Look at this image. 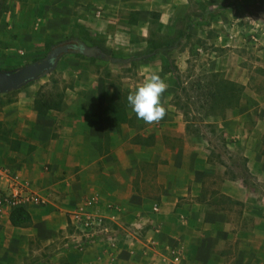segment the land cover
Instances as JSON below:
<instances>
[{"label":"crops","instance_id":"crops-1","mask_svg":"<svg viewBox=\"0 0 264 264\" xmlns=\"http://www.w3.org/2000/svg\"><path fill=\"white\" fill-rule=\"evenodd\" d=\"M233 1L234 15L251 18V31L245 36L236 35L237 31L221 36L212 70L226 72L243 84L250 101L237 109V119L220 126L228 146L242 151L250 172L258 175L259 168L264 174V92H257L252 81L264 67V48L254 53L256 57L234 48L260 47L261 26L255 17L264 14V6L257 0H252L254 6L246 4L251 0ZM188 4L189 0H60V34L69 32L83 40L80 29L109 35L110 25L123 11L136 16L128 19V25L145 23L141 38L134 40L129 34L128 42L142 44V54L148 55L144 61L151 64L160 55L167 59L162 51L151 52L153 17L171 22ZM238 20L231 30L239 28ZM88 46H98L102 54L83 55L85 59L105 58L100 45ZM90 76L101 78L97 72ZM36 80L0 93V188L9 178L18 177L44 199L23 208L29 215L26 224L12 223L14 209L6 207L0 213V263L264 264V200L246 199L234 185L239 179L230 181L232 186H216L226 199H215L208 183L213 171L207 141L188 137L187 125H178L171 133L182 138V146L174 137L162 139L161 133L148 141L155 135L147 131L146 123L133 126L128 104L79 99H89L93 88L102 95L101 85L93 82V86L79 82V88L86 90L83 96L76 87L69 88L70 97H63L59 108L41 114L35 99L43 88L33 87ZM130 90L121 88L117 94L127 95ZM254 110L260 114L255 123L248 121ZM168 118L173 128L176 121ZM161 122L153 126L158 129L156 124ZM144 165L154 170L146 171ZM87 199L94 200L95 212L116 225L120 235L114 245L74 246L78 235L71 212L85 206Z\"/></svg>","mask_w":264,"mask_h":264},{"label":"rangeland","instance_id":"rangeland-1","mask_svg":"<svg viewBox=\"0 0 264 264\" xmlns=\"http://www.w3.org/2000/svg\"><path fill=\"white\" fill-rule=\"evenodd\" d=\"M234 4L233 0H189L186 11L171 22L160 21L159 16L151 18L152 34L150 36L154 42L173 46L169 56L177 67L174 72L168 69V58L165 59L162 55L155 58L151 64L145 63L144 60L148 58V55L142 54L144 51L142 44L128 42L129 34L134 40L141 38L140 27L145 23L138 22L137 26L128 25V19L136 20V16L130 17L122 11L123 13H118L116 23L110 25L109 35L90 34L80 29L79 34L82 35L85 43L100 45L106 53L105 58L88 60L76 52L66 53L59 60L57 67L38 78L33 87L40 85L44 92L52 93L53 100L57 103L62 96L70 97L69 88L76 87L79 89L78 95L83 96L86 90L79 88V82L90 83L91 86H93V82L101 85L102 95H99L100 93L98 94L95 88L89 89L91 96L89 99L79 98L81 101L123 105L128 104L127 96L130 93H133L153 73H156L166 85V90L161 96V106L165 109V115L159 120L162 121L161 124H156V126H160L158 129L153 126L154 122L146 125L147 131H151L155 135V138L149 136L147 140L155 141L156 135L158 138L161 133L162 139L168 140V138L174 137L172 138L174 142L182 146V138L171 135V133L177 130L178 125L179 127L189 125L186 133L188 137L207 141L204 145L209 150V167L213 171L208 177V183L209 187L215 190L216 194H213L215 199H224L220 190L215 188L216 186L223 183L225 186H232L233 182L230 181L239 179L238 184L235 182L234 185L246 199L264 200L263 171L259 168L260 174L258 175L250 172L247 166L248 160L244 158L242 151L233 150L228 146L227 136L220 126L224 122L237 119V109L245 102L250 101L246 96L245 86L242 84L244 90L240 105L225 110L222 114L224 118L221 114L207 117L205 106L208 104H205L206 101L203 97H199L198 93L199 82L205 81L206 73L213 71L214 62L211 60L218 53L219 46H216V43L221 42L219 38L225 36L227 32L228 36L232 33L235 34V31H237L236 35L243 34L245 36L251 31L250 26L253 23L251 18L244 15L238 16L236 13L234 15ZM246 4L254 6L252 0ZM258 10V12L262 11L260 8ZM237 19H239L236 22L239 28L231 30L230 25ZM255 20L258 27L261 26L258 32L261 36L260 47L251 44L249 49L242 45L234 48L243 50L245 53L248 52L250 56H255L254 53H258L264 48V14L255 17ZM59 22L60 0H0V70L11 71L38 61L45 57L54 46L74 39V35L69 32L60 34ZM257 58L260 59V57ZM260 69L257 71L256 78H253L252 85L257 92H264V67L260 66ZM96 72L100 74L101 78L96 79V77L90 76V73ZM220 73L229 78L226 72ZM180 87H185V91H182ZM121 88H129L131 92L120 96L117 91H120ZM130 114L133 117L134 127L140 128L145 123L143 120H138L132 111ZM168 117L176 121L173 128L171 126L173 122L167 121ZM259 118L260 114L254 110L248 116V121L255 123ZM131 130L133 132L135 128ZM158 147L160 148L158 151H162V145H158ZM136 151L139 152L142 149ZM144 169L146 171L154 170L148 165H144ZM229 204L226 203V205ZM115 231L119 236L120 233ZM94 243L104 244L106 242L100 240ZM0 264H15V262Z\"/></svg>","mask_w":264,"mask_h":264},{"label":"trees","instance_id":"trees-1","mask_svg":"<svg viewBox=\"0 0 264 264\" xmlns=\"http://www.w3.org/2000/svg\"><path fill=\"white\" fill-rule=\"evenodd\" d=\"M262 6H264V0H257ZM77 40L76 49H80L81 44L84 43L83 39L75 38ZM149 39L151 44V52L162 51L168 58V69L174 72L177 67L174 65L172 58L169 56L172 45L167 43H155ZM85 44V43H84ZM83 55L77 50H72ZM103 58V57H102ZM206 79L203 82H199L198 93L199 97H203L205 104L206 116H214L216 114L222 115L225 110L234 108L240 105L243 97L244 86L225 77L222 73L217 71H209L206 73ZM182 91H185V87H180ZM63 96L60 101L54 102L52 93L39 91L35 99V108L41 114H46L51 108H59L62 104ZM218 105V106H217ZM217 106V107H216ZM223 117V115H222ZM224 118V117H223ZM189 129V125H187ZM11 220L14 225L26 224L29 220V215L23 208H16L11 212Z\"/></svg>","mask_w":264,"mask_h":264},{"label":"built area","instance_id":"built-area-1","mask_svg":"<svg viewBox=\"0 0 264 264\" xmlns=\"http://www.w3.org/2000/svg\"><path fill=\"white\" fill-rule=\"evenodd\" d=\"M39 202H44L43 197L18 177L9 178L6 186L0 188V213L6 207L13 210ZM85 203V206H79L71 212L74 229L80 238L74 246L81 248L87 243L100 240L114 245L117 242V233L108 221L110 218L93 210V199H87ZM154 209L157 210V206Z\"/></svg>","mask_w":264,"mask_h":264},{"label":"water","instance_id":"water-1","mask_svg":"<svg viewBox=\"0 0 264 264\" xmlns=\"http://www.w3.org/2000/svg\"><path fill=\"white\" fill-rule=\"evenodd\" d=\"M85 56L96 57L102 54L98 46H88L81 44L79 50ZM71 52L68 43H60L54 46L42 59L26 64L11 71L0 70V93L10 92L18 89L26 83L38 79L43 75L53 71L60 58Z\"/></svg>","mask_w":264,"mask_h":264},{"label":"clouds","instance_id":"clouds-1","mask_svg":"<svg viewBox=\"0 0 264 264\" xmlns=\"http://www.w3.org/2000/svg\"><path fill=\"white\" fill-rule=\"evenodd\" d=\"M165 90L166 85L161 77L153 73L127 96V103L138 120L151 124L164 117L165 109L161 106V96Z\"/></svg>","mask_w":264,"mask_h":264},{"label":"flooded vegetation","instance_id":"flooded-vegetation-1","mask_svg":"<svg viewBox=\"0 0 264 264\" xmlns=\"http://www.w3.org/2000/svg\"><path fill=\"white\" fill-rule=\"evenodd\" d=\"M65 43H68L69 44V46H70V48H71V51L72 50H79V49H76L75 47H76V44H77V40H75V39H72V40H69V41H67V42H65Z\"/></svg>","mask_w":264,"mask_h":264}]
</instances>
